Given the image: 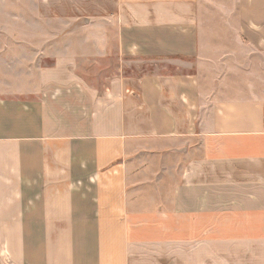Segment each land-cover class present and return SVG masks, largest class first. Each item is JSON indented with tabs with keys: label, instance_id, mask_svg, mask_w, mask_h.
Masks as SVG:
<instances>
[{
	"label": "crops",
	"instance_id": "0c3cea01",
	"mask_svg": "<svg viewBox=\"0 0 264 264\" xmlns=\"http://www.w3.org/2000/svg\"><path fill=\"white\" fill-rule=\"evenodd\" d=\"M39 2L117 61L0 46V264H264V0Z\"/></svg>",
	"mask_w": 264,
	"mask_h": 264
},
{
	"label": "rangeland",
	"instance_id": "374dc122",
	"mask_svg": "<svg viewBox=\"0 0 264 264\" xmlns=\"http://www.w3.org/2000/svg\"><path fill=\"white\" fill-rule=\"evenodd\" d=\"M40 3L39 0H0V46L16 47L18 65H20L19 61L26 59L28 62L32 61L34 65H39V62L51 65L57 54V47L64 46V50L69 47L70 51L74 49L77 56L90 60L80 64L77 74L82 76L87 83L101 81L109 71L111 64L117 61L113 53L106 54L103 47L106 45L105 38H86L87 35L84 38L71 37L72 31H88L87 21L69 20L68 18L73 17L70 5L64 8L66 11L63 16L67 21L63 22L62 19L56 18L57 5L46 6ZM81 15L84 14L81 12ZM94 28L97 33L104 32L105 25L99 23ZM68 31L71 32L65 34V38L56 36L57 33H68ZM95 40L103 47L104 52L96 53L91 50V47L89 48ZM29 47H32V50ZM41 48L48 50V57H41L39 53L33 52L36 49L40 51ZM126 63L123 68L128 69L130 73L144 72L153 68L152 64L143 62ZM95 84L98 83L95 82Z\"/></svg>",
	"mask_w": 264,
	"mask_h": 264
}]
</instances>
